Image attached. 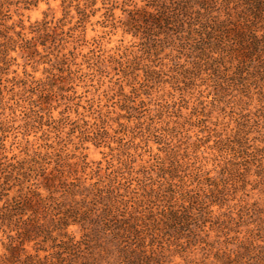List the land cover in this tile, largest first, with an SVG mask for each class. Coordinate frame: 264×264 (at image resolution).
<instances>
[{"label": "clouds", "instance_id": "1", "mask_svg": "<svg viewBox=\"0 0 264 264\" xmlns=\"http://www.w3.org/2000/svg\"><path fill=\"white\" fill-rule=\"evenodd\" d=\"M0 264H264V0H0Z\"/></svg>", "mask_w": 264, "mask_h": 264}]
</instances>
